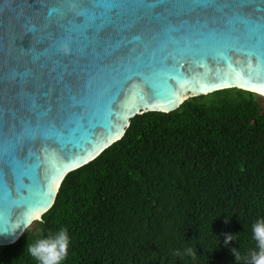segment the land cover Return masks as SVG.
Here are the masks:
<instances>
[{"label":"trees","instance_id":"1","mask_svg":"<svg viewBox=\"0 0 264 264\" xmlns=\"http://www.w3.org/2000/svg\"><path fill=\"white\" fill-rule=\"evenodd\" d=\"M261 218L264 97L227 88L132 118L66 175L42 220L0 245V264H37L26 244L61 228L63 264H252Z\"/></svg>","mask_w":264,"mask_h":264},{"label":"water","instance_id":"2","mask_svg":"<svg viewBox=\"0 0 264 264\" xmlns=\"http://www.w3.org/2000/svg\"><path fill=\"white\" fill-rule=\"evenodd\" d=\"M184 19L191 23L180 32L161 29L149 39L133 29L119 48L93 44L89 50L82 41L73 51L67 39H50L41 47L42 31L29 32L40 27L39 17L20 21L15 13H0V75L11 67L4 61L19 49L27 58L16 67L26 73L23 91L34 102L42 101L44 89L31 88L28 81L38 79L51 91L63 74L73 90L71 99L61 103L82 105L67 110L62 138L48 141L47 154L39 153V167L14 166L6 177L0 174V245L16 242L42 220L66 175L120 140L136 115L171 112L191 97L227 88L264 97V55L246 46L244 24L224 25L226 43L217 47L201 43L205 29L197 28L194 16ZM105 48L110 55H104Z\"/></svg>","mask_w":264,"mask_h":264},{"label":"snow or ice","instance_id":"3","mask_svg":"<svg viewBox=\"0 0 264 264\" xmlns=\"http://www.w3.org/2000/svg\"><path fill=\"white\" fill-rule=\"evenodd\" d=\"M5 12L15 13L20 21L39 17L40 27L29 32L42 31L41 47L50 39H67L73 51L82 41L89 50L93 44L103 47L111 43L119 48L130 30H142L149 39L161 29L180 32L191 23L184 17L192 15L197 28L205 29L201 43L224 45V25L239 22L246 26V46L264 55V0H0V13ZM110 54L105 48L104 55ZM26 58L17 49L4 61L11 67L0 75V174L5 177L14 166L31 168L36 163L39 167V153L47 154L48 141L62 138L67 110L82 107L61 103L71 99L73 90L63 74H58L51 91L38 79L28 81L31 88L44 89L42 101L34 102L23 91L26 73L16 67ZM54 104L58 107L53 108Z\"/></svg>","mask_w":264,"mask_h":264},{"label":"clouds","instance_id":"4","mask_svg":"<svg viewBox=\"0 0 264 264\" xmlns=\"http://www.w3.org/2000/svg\"><path fill=\"white\" fill-rule=\"evenodd\" d=\"M252 232L258 247V250H254L251 254L252 264H264V218L258 219L253 224ZM230 241L231 233L225 234V244H229ZM70 244L71 238L67 229L61 228L55 234L39 238L34 243H27L26 251L35 258L37 264H63ZM233 254L235 255L234 252Z\"/></svg>","mask_w":264,"mask_h":264}]
</instances>
